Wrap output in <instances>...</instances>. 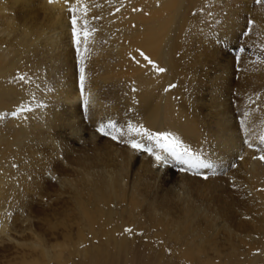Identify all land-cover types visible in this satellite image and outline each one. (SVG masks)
Wrapping results in <instances>:
<instances>
[{
    "label": "bare ground",
    "instance_id": "obj_1",
    "mask_svg": "<svg viewBox=\"0 0 264 264\" xmlns=\"http://www.w3.org/2000/svg\"><path fill=\"white\" fill-rule=\"evenodd\" d=\"M214 1L85 0L95 31L79 65L65 0H0V264H65L66 252L78 255L81 243L91 251L119 237L113 249H133L125 229L145 212L156 226L179 220L190 234L212 231L205 241L193 232L197 245L184 241L192 259L201 253L204 264L262 263L264 62L232 50L248 26L247 50L264 59V0ZM81 66L83 97L95 110L78 104ZM109 120L121 130L113 133L118 139L99 133L86 147L67 136ZM129 124L173 132L212 164L168 163L188 198L168 189L167 177L158 181L153 155L124 142L144 139L129 135ZM213 213L227 222L222 235L213 233Z\"/></svg>",
    "mask_w": 264,
    "mask_h": 264
},
{
    "label": "rangeland",
    "instance_id": "obj_2",
    "mask_svg": "<svg viewBox=\"0 0 264 264\" xmlns=\"http://www.w3.org/2000/svg\"><path fill=\"white\" fill-rule=\"evenodd\" d=\"M211 1H213V3H216V1H214V0H211ZM260 1L261 0H250V3H251V5H256V4L261 3ZM221 3H222V0H221ZM72 4H74V3L69 2V3L65 4V6H66V8L67 7L70 8L72 6ZM194 13H195V11H193L192 15H194ZM250 15H251V12L249 11L247 14V17H249ZM218 21L219 20H217L216 23L214 22L211 25H216L218 23ZM251 22H252V20H251ZM242 32H243V35L241 33L242 39L240 38V42H239L240 44H239V46H237L238 48L236 47V48H234V51L232 50V54L237 58L240 56L241 57L243 56L244 59H248V60L252 58L251 61H254V63L264 62V59H258V58H260L259 55L257 57V55L251 54L247 50L246 43L244 42V39L246 38L244 36V34L250 32V28L248 26L244 27V31H242ZM70 45L72 48H75V50H76V46L73 44V41L70 42ZM241 47L244 49L243 51H240ZM249 55H252V57H250ZM73 62L80 65V59L77 56V53H75ZM237 70L239 71L241 69L237 68ZM78 104H80L81 106L84 104V97L82 95H81V98H80V101L78 102ZM90 104H91V102L89 101L88 106L92 110H95L97 108L96 105H90ZM94 104H96V103H94ZM102 117H103V115H100L97 118H102ZM80 118H83V116H81ZM67 132H68L67 136L69 138H71V140H74L72 142V144L74 146H86V147H88L89 144L91 142H93V140L97 141L98 140L97 135L99 134L97 129L93 130L90 133H86L85 131H83V129H81V131L78 134H73L70 132V130H68ZM142 157H143V155H141L139 157V160ZM155 169H156V171H158V174H159L158 175L159 180L156 179V185H157L158 181H162L167 177L165 179L166 187L169 189L172 186L173 189H176L177 192L179 193V196H181V199L184 197L188 198L186 190H184V188L182 187L184 185H182V183L178 181L176 176L174 177L175 179L170 177L168 164L157 163L155 165ZM163 176H165V177H163ZM48 177L51 178V180H54L55 182L59 181V184L61 185V181L58 180V178L56 179L52 175H48ZM203 178H205V177H203ZM171 179H173V180H171ZM168 182H169V184H167ZM241 185H242V183H241ZM185 187H187V186H185ZM245 194L246 193L244 191V195ZM177 198H176V200H179ZM193 198H192L193 202L195 201V203H197V204L201 203L200 202L201 199H199L197 197L196 198L193 197ZM179 202L182 203L183 200H181V201L179 200ZM159 213L161 214V212L155 211L151 214L152 216L156 215L158 222H159V218L161 217V215ZM137 216H139V217H137ZM146 216H147L146 212L143 213L142 216L137 214L136 215V217H137L136 221L137 222L135 225H133V227L130 228L132 230L131 231L132 236H130V238H128L127 241H125V245L126 246H133V249H130V250H127V249L125 250V248L123 250H120L117 248L113 249L114 247L112 245H114V246L117 245V247H119L121 245V237H119L118 240L115 239V240L111 241L109 243V245H106L107 243L106 244L100 243V245H102L103 247H99L98 248L99 250L98 249H94V250L91 249V251H89L86 249L87 246L84 245L83 243H81L80 245L82 247L79 246L78 255H75V256L68 258L70 255H68V252H66L64 258H66L68 261L65 264H96V261L98 259H100L99 258L100 252L105 253V255L103 254L105 259H102L101 264H204L201 262V260L203 258H206L204 254H201V253L197 254L198 258L194 257L196 259H192L191 257H188L186 252L191 251L192 249H189L191 246H189V248H188L187 244L184 241L185 240H187L189 242L191 241L190 244H193V245L196 244L197 245L198 244L197 237H196V239L194 238V235H192L193 232H194V234L198 233L199 234L198 237L203 238L205 241V239L210 237V232H212V231H209L207 234H204L202 229L200 227H198L195 230L192 229L191 234H190L189 233L190 231H188V232H187V230L184 231L186 229V226L183 222H181L179 220L175 221V222L170 221L168 224L169 226L168 225L165 226L161 223H160V225L156 226V225H154L153 222H151L149 220L150 218H148V216L147 217ZM172 216H173L172 213H170L168 218H172ZM218 216H219L218 213L215 216L213 213V215L211 217L212 219H214V224H215V228H213L212 230H214L213 231L214 234H216V232H217V235H222L223 233L219 230L226 227L227 222L225 223L224 220L220 216L219 217ZM242 217L244 219H249V218L252 219L251 214H250V216L245 215ZM181 223H183V226L181 225ZM181 228H182V230H181ZM182 232H184V233H182ZM232 232L236 235H239L236 231L234 232V230H232ZM242 237L249 239L246 235L242 236ZM200 240L203 241L202 239H200ZM195 241H197V242H195ZM15 242L16 241H14V243ZM95 245L98 246L99 242L96 241ZM106 247H107V251H101ZM184 247H186L185 250H184ZM254 252H255V249H252L251 254H249L247 256V258L250 261L252 260V258L254 256L253 255ZM241 259H242V257H241ZM259 264H260V262H259ZM261 264H264V258L262 259Z\"/></svg>",
    "mask_w": 264,
    "mask_h": 264
},
{
    "label": "snow or ice",
    "instance_id": "obj_3",
    "mask_svg": "<svg viewBox=\"0 0 264 264\" xmlns=\"http://www.w3.org/2000/svg\"><path fill=\"white\" fill-rule=\"evenodd\" d=\"M52 2V0H50ZM70 0H65V3H69ZM69 12L71 14V32L73 38V44L76 46L77 56L80 57L81 65H83L84 55L83 53H87L90 51L88 48V44L90 43V38L93 35L95 29L89 27V21L86 19L87 14L89 12V8L85 3V0H75V3L69 8ZM76 13H80V15H76ZM251 23V22H250ZM81 44L84 45L83 51H81ZM244 49L241 48L240 51ZM141 56H144L145 60L152 65V67L157 72H164L165 69L156 65L154 61L145 56V54L137 50ZM80 76V90L81 95L84 96V86H85V69L83 66L79 69ZM21 80H24V76L19 77ZM169 87H175V85H170ZM167 91V89H165ZM84 104L87 106L88 100L84 98ZM26 109L21 108L19 111H25ZM12 116L18 115V112L14 111L11 113ZM3 117V114L0 113V118ZM109 129L113 130L112 132ZM97 131L102 135H111L112 139H118V137L113 134L114 132H120L121 130L117 128L116 123L114 121L109 120L107 125L101 124ZM129 135L135 134L136 136H141L144 139H136L131 138L127 141L133 149L137 151H145L150 155H153L158 163L168 164L170 160L178 161L182 164L188 165L189 168H211L213 167L211 163L201 158V155L194 151L190 145H187L177 134L170 131H158L152 132L151 130L145 128L141 125H128ZM147 143H146V142ZM261 144H264V136L260 137ZM247 143V141H245ZM249 147H252L249 144ZM157 149L159 151H157ZM260 151L264 152V149H260ZM166 154V155H164ZM261 160H264V155L259 157ZM185 170V169H182ZM207 179V177H205ZM126 232H131L130 228L125 229Z\"/></svg>",
    "mask_w": 264,
    "mask_h": 264
}]
</instances>
